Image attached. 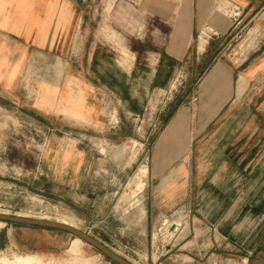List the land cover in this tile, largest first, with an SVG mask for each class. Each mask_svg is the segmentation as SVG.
<instances>
[{"label":"rangeland","instance_id":"1","mask_svg":"<svg viewBox=\"0 0 264 264\" xmlns=\"http://www.w3.org/2000/svg\"><path fill=\"white\" fill-rule=\"evenodd\" d=\"M128 1L81 0L82 30L91 51L114 59L129 55L130 37L122 31L127 27L126 16L113 15V11H120L119 4ZM130 1L142 7L146 0ZM261 2L254 0L251 7ZM238 6L217 0L210 15L203 17L198 34L208 38L200 60L204 68L215 58H225L239 72L252 62L253 55L262 52L248 22L255 9L241 10ZM131 47H140L142 52L137 41L131 40ZM42 83L22 80L13 87H0V213L49 221L66 214L73 220L71 226L131 264H191L190 260H177L175 252L168 256L165 251L174 245L175 235L189 242L197 234L188 224L193 220L197 223V217L207 213L188 204L198 199L197 188L183 198L188 203L168 205L162 217L147 219L144 212L151 151L158 130L153 120L162 104L173 103L174 96L153 93L147 110L134 116L118 114L110 97L96 90L98 101L95 96L90 100L98 110L91 122L77 112L48 111L47 97L38 96ZM39 99L44 102L38 103ZM232 104V110L223 112L221 118L227 123L208 131L217 130V138H199L193 146L194 151L210 153L211 157L191 164L202 173L227 162L237 174L236 185L240 172L247 174V189L242 194L237 190L235 198L241 195L254 200L255 207L245 213L248 224L237 223L232 231L236 234L247 227L252 233L259 231L264 221V68L243 97ZM180 163L175 161L170 168ZM141 166H146L147 173L141 178L140 189L137 172ZM172 177L173 185L182 182ZM195 178L196 173L190 176L192 186ZM232 178L228 177L231 183ZM173 221L177 224L172 226ZM17 229L19 233L14 232ZM186 255L181 257L188 259ZM15 256H39L46 264H117L64 230L0 221V263L2 258L12 260Z\"/></svg>","mask_w":264,"mask_h":264},{"label":"crops","instance_id":"2","mask_svg":"<svg viewBox=\"0 0 264 264\" xmlns=\"http://www.w3.org/2000/svg\"><path fill=\"white\" fill-rule=\"evenodd\" d=\"M253 1L223 0L239 5L241 10L255 9L248 22L257 34V47L263 48L237 72L225 58H215L206 68L200 65L208 38L200 47L202 34L198 29L217 0H146L142 7L130 0L119 4L120 11H113V15L126 16L123 25L127 27L122 31L130 37L129 55L120 59L88 48L82 30L81 0H0V87L40 80L44 83L39 86L38 96L47 97L48 111L77 112L91 122L98 110L90 100L95 96L98 101L96 90L110 97L118 114L134 116L147 110L153 93L174 96L173 103L162 104L165 108L160 107L153 120L158 130L151 151L144 212L147 219L162 217L168 205L188 203L183 198L197 188L198 199L188 204L207 210L204 216L197 217V223L193 220L188 224L197 234L189 242L175 235L174 245L165 251L168 256L175 252L177 260H190L191 264H232L241 258L240 264H264V221L257 232H248L247 227L236 234L232 231L237 223L248 224L245 213L255 207L254 200L241 195L235 198L237 190L240 194L246 191L247 174L240 172L236 185L237 174L227 162L202 173L191 164L211 157L210 153L194 151V144L199 138H217V130L208 132L209 129L227 123L225 118L221 120L223 112L232 110V103L243 97L264 68V0L255 8L251 7ZM131 40L141 44L142 52L140 47H131ZM43 102L39 99L38 103ZM175 161L182 163L170 168ZM194 173L196 182L192 186L190 176ZM172 176L177 183L182 182L173 185ZM55 221L71 225L73 220ZM185 255L188 259L181 257Z\"/></svg>","mask_w":264,"mask_h":264},{"label":"water","instance_id":"3","mask_svg":"<svg viewBox=\"0 0 264 264\" xmlns=\"http://www.w3.org/2000/svg\"><path fill=\"white\" fill-rule=\"evenodd\" d=\"M0 221L4 222H11L14 224H20L25 226H40V227H50V228H56L60 230H64L66 232L71 233L72 235H75L85 242L93 245L95 248H97L104 256L108 257L110 260L114 261L117 264H131L127 260L123 259L116 253H114L112 250L104 246L103 244L99 243L89 235L85 234L84 232L79 231L76 228H73L69 225H65L63 223H59L57 221H49V220H43V219H35V218H29L19 215H8L0 213Z\"/></svg>","mask_w":264,"mask_h":264},{"label":"bare ground","instance_id":"4","mask_svg":"<svg viewBox=\"0 0 264 264\" xmlns=\"http://www.w3.org/2000/svg\"><path fill=\"white\" fill-rule=\"evenodd\" d=\"M206 41V38L205 36L203 35H200V40H199V46L202 47L204 45ZM146 174V168L145 167H141L139 170H138V173H137V187H141L142 184H143V181L141 180V178ZM136 187V188H137ZM138 188V189H139ZM141 189V188H140ZM139 191V190H138ZM61 213V212H60ZM6 214V213H5ZM59 214V213H58ZM66 215V214H65ZM65 215H62V213L59 215V217L61 218V220L67 222V221H70L67 216ZM47 220V219H46ZM2 223H5L4 221H1ZM58 222V221H57ZM59 223H62V222H59ZM65 225H69V224H66V223H63ZM71 226V225H69ZM73 227V226H71ZM75 228V227H73ZM76 239L77 241L83 243L85 242L84 240H82L81 238L77 237L76 236ZM0 264H46L42 261L41 257L39 256H15L12 260H7L5 258H2L1 259V263Z\"/></svg>","mask_w":264,"mask_h":264}]
</instances>
